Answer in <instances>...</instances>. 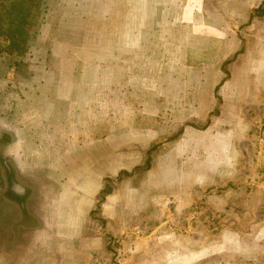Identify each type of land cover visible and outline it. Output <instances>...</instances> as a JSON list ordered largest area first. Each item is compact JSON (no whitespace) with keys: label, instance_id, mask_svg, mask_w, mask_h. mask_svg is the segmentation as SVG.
<instances>
[{"label":"rangeland","instance_id":"1","mask_svg":"<svg viewBox=\"0 0 264 264\" xmlns=\"http://www.w3.org/2000/svg\"><path fill=\"white\" fill-rule=\"evenodd\" d=\"M173 5L0 0V264H264L263 35Z\"/></svg>","mask_w":264,"mask_h":264},{"label":"crops","instance_id":"2","mask_svg":"<svg viewBox=\"0 0 264 264\" xmlns=\"http://www.w3.org/2000/svg\"><path fill=\"white\" fill-rule=\"evenodd\" d=\"M186 1H187L188 5H181V7H179V8L176 5H173L175 7H172V8H174V11H171V12H174L175 13V18L177 20H179V23L177 25H175L176 32L179 31L178 30L179 27H182L186 23V21L188 22V20H189V24H190L189 32L192 35H199L200 33H203V34L204 33L215 34L216 32H218L220 34V32L218 30L227 33L225 31V29L224 30L221 29V28H223V27H221V24L223 26L226 25V24L223 23L222 18H226V17L222 16L220 18V20H221V24H220L219 23V17L217 15V11L216 12H208V14L206 15L207 18L210 19V22L207 23L208 25H205V23H203L201 25L193 23L192 20L194 19V17L195 18L198 17L197 15L199 13H201V12L196 10L198 12V14H197V12L194 9V6L192 7V10L189 12L188 11V10H190L189 3L190 2L192 3L194 1H198L199 2L200 0H186ZM209 1H212V0H209ZM223 1L228 3V4H232V3H235V2H238V3L241 4L242 11H244V12H243V14L241 16L242 18L240 20L241 24L243 22V25H242L243 28L240 29V33H244L245 31L249 30L251 32L250 35H254V34L263 35V36H260L259 38H257L256 40L259 41V42H262L264 44V0H223ZM162 8L159 9L158 7H156V9H153L155 11V14H154L155 17L162 10H164V11L169 10L170 11L172 9V8L169 9V6L167 8H165V9H162ZM185 8H187V9H185ZM227 9H231V8L228 7ZM225 16H226V14H225ZM230 16L237 17L234 13H232ZM181 18H184V19H187V20H185V21L183 20L182 21ZM245 20H246V22H245ZM157 29L159 30L160 37L157 38V39H153L154 40L153 44H156L155 42H157V41H161L158 44L167 43L168 41H167V38H166V35H167L166 30L162 26L158 27ZM231 32H229V33H231ZM225 33H223V34H225ZM229 33H227V34H229ZM161 34H163V36ZM197 38L194 36V40H197ZM225 40L229 44H232L233 37H231V36L230 37H226ZM192 42H194V41H192ZM241 44H243V43H241ZM241 46L242 45H240V49H241ZM196 47H198V48H195V49H199V46H196ZM242 47H244V49L246 48V46H242ZM238 49H239V47H238Z\"/></svg>","mask_w":264,"mask_h":264},{"label":"water","instance_id":"3","mask_svg":"<svg viewBox=\"0 0 264 264\" xmlns=\"http://www.w3.org/2000/svg\"><path fill=\"white\" fill-rule=\"evenodd\" d=\"M162 225V223L161 224H159V225H157V226H155L153 229H152V231H150V233L148 234V235H146V236H144V237H140V238H146V237H148V236H150L151 234H153L160 226Z\"/></svg>","mask_w":264,"mask_h":264}]
</instances>
